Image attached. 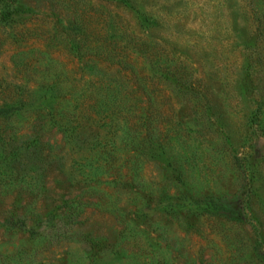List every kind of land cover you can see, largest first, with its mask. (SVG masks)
I'll return each mask as SVG.
<instances>
[{
  "label": "rangeland",
  "instance_id": "rangeland-1",
  "mask_svg": "<svg viewBox=\"0 0 264 264\" xmlns=\"http://www.w3.org/2000/svg\"><path fill=\"white\" fill-rule=\"evenodd\" d=\"M0 116V264H264V0H0Z\"/></svg>",
  "mask_w": 264,
  "mask_h": 264
},
{
  "label": "trees",
  "instance_id": "trees-1",
  "mask_svg": "<svg viewBox=\"0 0 264 264\" xmlns=\"http://www.w3.org/2000/svg\"><path fill=\"white\" fill-rule=\"evenodd\" d=\"M65 99V98H64ZM64 101H67V102H71L69 99H65ZM59 102V101H58ZM61 103V102H60ZM59 104V103H58ZM72 105V104H71ZM56 106V104H55ZM67 107H68V104L66 105V110H67ZM54 111V113L52 114V112ZM64 112L61 111V108L59 110L55 109V107L53 108V106H49V110H48V113H47V118L49 117L50 120H53L55 123H59L60 125H63L61 126L65 131H67L66 133L68 134V136H73L75 137L76 134H75V131L76 129L75 128H72L71 125H67L65 124L66 122L70 121L68 116L66 118V120L64 121V117L66 114H63ZM68 114H72V117L73 119H75L77 117V115L75 113H72V111H69ZM5 116V114L3 115ZM3 116H0V117H3ZM7 118V117H6ZM71 118V117H70ZM50 122V121H49ZM54 124V123H53Z\"/></svg>",
  "mask_w": 264,
  "mask_h": 264
}]
</instances>
